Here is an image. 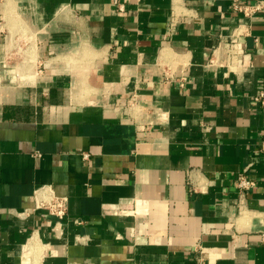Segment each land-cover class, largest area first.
Instances as JSON below:
<instances>
[{
	"label": "crops",
	"instance_id": "0c3cea01",
	"mask_svg": "<svg viewBox=\"0 0 264 264\" xmlns=\"http://www.w3.org/2000/svg\"><path fill=\"white\" fill-rule=\"evenodd\" d=\"M230 2L0 0V264H264V17Z\"/></svg>",
	"mask_w": 264,
	"mask_h": 264
},
{
	"label": "built area",
	"instance_id": "2783aa9c",
	"mask_svg": "<svg viewBox=\"0 0 264 264\" xmlns=\"http://www.w3.org/2000/svg\"><path fill=\"white\" fill-rule=\"evenodd\" d=\"M229 8L230 12L239 13L245 17L255 15H261L264 17V0H231ZM185 81L186 77H181L179 79V85L183 86ZM254 100L264 107V87H262L261 90L254 96ZM257 149L264 154V137L260 140ZM235 185L242 193L246 189L253 187L254 181L247 177L244 169L237 175ZM35 207L46 209L49 214L57 218L58 224L66 215L67 197L58 196L51 190L47 196L35 198ZM53 230H56L55 226L53 227Z\"/></svg>",
	"mask_w": 264,
	"mask_h": 264
},
{
	"label": "bare ground",
	"instance_id": "6f19581e",
	"mask_svg": "<svg viewBox=\"0 0 264 264\" xmlns=\"http://www.w3.org/2000/svg\"><path fill=\"white\" fill-rule=\"evenodd\" d=\"M32 238H34V239H31L30 240V243H29V245H30V247H29V249H32L34 246H36L37 245V242L35 241V238L36 237H32ZM35 255V254H34ZM36 258V257H35ZM37 259V258H36Z\"/></svg>",
	"mask_w": 264,
	"mask_h": 264
}]
</instances>
